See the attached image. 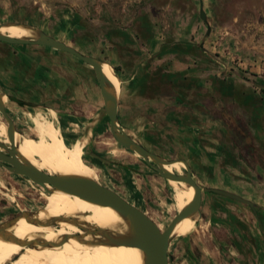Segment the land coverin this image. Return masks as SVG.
Returning <instances> with one entry per match:
<instances>
[{
	"label": "rangeland",
	"instance_id": "obj_1",
	"mask_svg": "<svg viewBox=\"0 0 264 264\" xmlns=\"http://www.w3.org/2000/svg\"><path fill=\"white\" fill-rule=\"evenodd\" d=\"M202 2L207 24L199 19V0H0V26L32 27L109 64L120 84L118 125L130 138L164 160L186 161L193 179L204 187L252 196L264 183V0ZM72 21L77 26L69 25ZM183 38L193 48L175 44ZM151 42L168 45L163 54L150 53ZM19 50L30 56L47 54L56 66L64 63L66 83L71 73L72 100L61 120L57 106L21 110L5 99L16 133L38 140L12 111L45 115L52 110L66 142L74 147L84 141L82 160L98 169L97 182L163 232L176 216L172 188L142 159L132 160L134 154L127 150L125 157L105 158L106 148L119 144L109 132L92 69L47 47ZM54 70L59 74V67ZM210 130L233 141L230 149L218 150L215 165L209 160ZM41 191L0 166V226L23 210L41 208ZM207 198L203 194L201 201ZM227 210L232 215L224 213L225 222L208 223L200 209V233L174 239L169 264H264V229L259 231L246 207ZM260 224L264 228V220Z\"/></svg>",
	"mask_w": 264,
	"mask_h": 264
},
{
	"label": "bare ground",
	"instance_id": "obj_2",
	"mask_svg": "<svg viewBox=\"0 0 264 264\" xmlns=\"http://www.w3.org/2000/svg\"><path fill=\"white\" fill-rule=\"evenodd\" d=\"M0 33L19 39L37 37L29 27L13 24L0 26ZM101 70L111 85L108 89L117 96L120 84L111 66L103 63ZM11 114L16 119L24 118L28 133L38 139L32 141L15 132V148L20 159L49 174L100 180L98 169L82 160L84 141L78 140L74 147L66 142L61 126L56 127L53 111L45 115L19 111ZM0 142L8 145L6 125L1 119ZM106 149L108 160L126 155L119 145H110ZM134 157L138 156L134 154L131 159L135 160ZM163 169L174 175L185 173L181 162L164 165ZM167 182L174 193L177 215L191 202L194 190L182 182ZM47 189L51 190L48 186ZM38 194L44 205L36 212L23 210L28 216H21L0 235V264H144V254L138 248L114 245L127 242L130 231L127 221L112 208L94 205L58 190ZM199 219L195 213L177 222L170 235L169 248L176 238L200 233L196 227ZM78 226L87 231L98 230V234L76 237Z\"/></svg>",
	"mask_w": 264,
	"mask_h": 264
},
{
	"label": "water",
	"instance_id": "obj_3",
	"mask_svg": "<svg viewBox=\"0 0 264 264\" xmlns=\"http://www.w3.org/2000/svg\"><path fill=\"white\" fill-rule=\"evenodd\" d=\"M199 19L205 24H207L205 12L203 10L202 0H199ZM29 28L37 33V37L35 39L11 38L7 35H2L0 33V43H4L11 46L33 45L47 47L52 50L71 55L83 64L90 67L93 71L95 81L99 88V94L103 102V112L105 113L108 119L109 132L113 140L117 144H119L122 149L136 154L151 169L156 171L166 181L169 180L182 182L188 187H192L194 190V195L188 206L179 214H177L170 221L167 228L163 232H161L149 217L145 216L141 211L129 205L119 195L108 190L99 183L90 179L80 177H63L55 174H49L35 168L33 165L29 164L25 160L20 159L17 155L14 141V135L16 132L14 122L9 117L6 111L5 102H3V98L9 100L12 103H15L18 107L25 106L26 104L15 98L5 95L2 91H0V116L2 117V121L6 125V137L8 145L2 144L0 142L1 167L16 176L26 178L28 181L33 183L35 186L41 188L47 194H50L53 190H58L72 197H77L88 203L101 207L112 208L123 220L127 221L130 231L127 242L114 245H123L138 248L144 254V264H169L168 253L169 245L171 242V232L176 223L182 220L183 218H186L195 213H197L200 217V204L202 194H212L248 208L255 217V220L258 222L259 231L262 232V226L257 217L258 210L252 202L233 193L220 189L207 188L198 184L193 179L191 175V170L186 161L164 160L159 156L146 150L142 145L135 142L120 128L117 120L118 99L115 93L111 92L108 89L111 85L102 73V61L94 57L85 56L76 51L75 49L67 46L63 42L58 41L57 39L50 37L40 31H37L32 27ZM90 155L91 157L99 160L100 162L107 163L105 159L100 158L92 152L90 153ZM178 162H181L184 165L185 175H174L163 169L164 165L168 166ZM47 186L50 187L51 190H48ZM24 215L28 216L27 214L21 213L19 216L3 223L1 225V227L3 228H0V235H2L3 231H5V229L8 228L12 223H14L17 219ZM77 228L79 229V234H75L76 237H78L80 234L87 233L92 236H97L98 234V230L87 231L86 229L80 226H78Z\"/></svg>",
	"mask_w": 264,
	"mask_h": 264
},
{
	"label": "crops",
	"instance_id": "obj_4",
	"mask_svg": "<svg viewBox=\"0 0 264 264\" xmlns=\"http://www.w3.org/2000/svg\"><path fill=\"white\" fill-rule=\"evenodd\" d=\"M73 27L77 26L74 22H70L69 25ZM176 45L181 44L185 46V49L193 48V44L190 42L183 40H175ZM149 51L150 53H159L162 51L163 47L168 44H163L162 42L150 43ZM173 43V45H175ZM5 52L0 53V85L3 89V92L12 93V98H15L23 103L25 106L18 107L19 109H29L32 108H44L50 109L57 106L58 118L62 120V116H67V114L63 115L62 112H66L68 107L71 109V100H72V86H71V73L68 74V83H66V68L65 64L59 62L56 66V62L50 60L47 57V54H37L34 56L26 55L25 52L19 50V47H40L33 45L26 46H11L7 44H1ZM187 47V48H186ZM197 48H199L197 46ZM51 55V54H49ZM54 55V54H52ZM163 57L160 56L159 61H161ZM59 67V74L56 73L54 69ZM63 67V68H62ZM63 69V70H62ZM61 71L63 74L61 75ZM52 111V110H50ZM121 113L118 106L117 111V119L120 120ZM72 123V122H71ZM209 134L208 142L210 145L209 150L211 154L209 155V160L211 163L215 165L217 160L220 158L218 150L221 149H230L232 147L231 143H233L231 136H228V141L226 140L227 135H222V138L219 136L218 132L210 130L207 132ZM230 137V140H229ZM196 140V139H195ZM231 141V142H230ZM259 173V172H258ZM262 175V174H259ZM260 180L264 181V176H261ZM259 188L250 192L252 194L248 195V193H240L235 192L234 190L227 189V187H213L214 189L224 190L230 193H233L237 196H240L254 204L260 214L264 215V183L258 186ZM203 195V194H202ZM207 195L206 201H201V216H207V222L215 221L217 223L225 222L224 217H228L229 214L232 215L227 209L228 208H237L244 209L245 207L239 204H235L234 202H230V200H226L224 198H220L218 196L212 194H204ZM229 204L224 205L225 202ZM224 209H222V208ZM244 207V208H243ZM248 209V208H247ZM249 210V209H248ZM226 216H225V214ZM200 216V217H201ZM218 216V219L215 218ZM235 217V216H233ZM201 219V218H200ZM238 219V217L236 218ZM255 220V217H254ZM218 229V228H217ZM222 237V236H220Z\"/></svg>",
	"mask_w": 264,
	"mask_h": 264
},
{
	"label": "trees",
	"instance_id": "obj_5",
	"mask_svg": "<svg viewBox=\"0 0 264 264\" xmlns=\"http://www.w3.org/2000/svg\"><path fill=\"white\" fill-rule=\"evenodd\" d=\"M186 50H189V48H187ZM161 54H163L162 51H161ZM257 217H258V220L260 223L264 220V216L261 215L259 211H257ZM262 229H264V228L262 227Z\"/></svg>",
	"mask_w": 264,
	"mask_h": 264
}]
</instances>
